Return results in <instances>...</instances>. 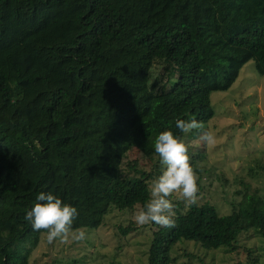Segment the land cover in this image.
<instances>
[{"label":"trees","instance_id":"16d2710c","mask_svg":"<svg viewBox=\"0 0 264 264\" xmlns=\"http://www.w3.org/2000/svg\"><path fill=\"white\" fill-rule=\"evenodd\" d=\"M248 59L264 73V0H0V264H29L43 231L25 215L42 191L77 209L73 229L98 226L110 205L146 203L151 172L133 159L122 175L124 155L159 164L156 136L181 139L178 119L205 123L209 92ZM172 201L175 227L154 224L145 264H173L179 239L233 249L252 234L264 250L260 194L226 213Z\"/></svg>","mask_w":264,"mask_h":264},{"label":"rangeland","instance_id":"374dc122","mask_svg":"<svg viewBox=\"0 0 264 264\" xmlns=\"http://www.w3.org/2000/svg\"><path fill=\"white\" fill-rule=\"evenodd\" d=\"M209 100L213 115L203 123L204 129L183 133L181 140L190 152L197 154L196 166L205 169L197 180L198 202L207 199L219 213H226L230 210L229 201L237 200L245 191L264 198V73L257 72L253 60L248 59L226 89L209 92ZM205 130L214 133V145H205L199 139ZM133 159L135 167L151 172L148 184L162 170L160 163L152 165L134 150L123 157L122 175L133 174L125 166L126 161ZM178 196L175 193L170 199L183 202ZM137 206L117 209L110 205L98 226L75 228L86 231L84 241L57 239L48 244L42 232L30 251L29 264H145L154 224L138 226L133 222L131 214ZM127 223L131 229L121 234L118 224ZM236 244L233 249H212L193 240L179 239L171 247V256L173 264H245L257 255L252 264H264V250L260 247L263 242L255 235L241 234ZM246 247L251 248L249 255Z\"/></svg>","mask_w":264,"mask_h":264},{"label":"clouds","instance_id":"9594fccd","mask_svg":"<svg viewBox=\"0 0 264 264\" xmlns=\"http://www.w3.org/2000/svg\"><path fill=\"white\" fill-rule=\"evenodd\" d=\"M176 128L182 133L204 129L202 122L192 118L178 119ZM205 145H214L216 137L210 130L199 136ZM154 151L162 166L160 174L148 184L149 199L137 206L131 218L138 226L155 224L160 227H175V204L170 197L178 193V199L187 206L198 202V175L189 163V149L186 144L170 130L160 132L154 141ZM30 211L25 215L34 231H43L48 244L59 239L62 242L84 241L87 238L83 229L73 230V222L78 216L77 209L51 192H40Z\"/></svg>","mask_w":264,"mask_h":264}]
</instances>
